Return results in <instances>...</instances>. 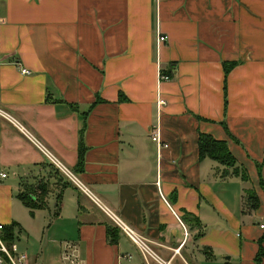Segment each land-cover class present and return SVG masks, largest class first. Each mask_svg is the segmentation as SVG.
Wrapping results in <instances>:
<instances>
[{
    "label": "crops",
    "instance_id": "1",
    "mask_svg": "<svg viewBox=\"0 0 264 264\" xmlns=\"http://www.w3.org/2000/svg\"><path fill=\"white\" fill-rule=\"evenodd\" d=\"M2 16L0 111L62 167L0 115V222L30 264H71L67 244L75 264H159L115 220L169 264H264V0H5ZM203 134L246 177L201 158Z\"/></svg>",
    "mask_w": 264,
    "mask_h": 264
},
{
    "label": "built area",
    "instance_id": "2",
    "mask_svg": "<svg viewBox=\"0 0 264 264\" xmlns=\"http://www.w3.org/2000/svg\"><path fill=\"white\" fill-rule=\"evenodd\" d=\"M5 0H0V32L1 27L3 25V16H2V6L4 4ZM166 37H160L159 42L166 41ZM26 75H29V71H24ZM160 80L161 81H169L170 76L160 72ZM161 104H165V102H160ZM0 115L7 118L10 122L13 123L14 126H16L25 136L27 139H29L33 145L40 150L45 156L49 157L50 160L59 168L62 169L61 164H59L56 160V158L52 155V153L44 146V144L38 140L27 128L23 127L18 122H15L12 118L7 116L4 112L0 111ZM151 140L156 145L158 153L162 151L163 149L167 148L168 145L164 144L161 140V136L158 132L157 127H153L151 131ZM64 170V169H63ZM8 177V174L4 171H0V182L3 181ZM116 224L123 230V232L136 244V246L140 249V252L142 253L144 259L147 261V259H152L158 262L159 264H169L164 261H162L157 254L153 251V249L148 245L147 242L144 240L138 238L135 234V232L127 227L125 224H123L119 220H115ZM75 245L67 244L66 249L70 251V255L68 254V251H66L65 259L70 260L71 264H75L76 256H75ZM125 260L128 263L124 264H133L132 263V257L127 256ZM0 264H30L29 258L26 254L20 253L18 249V245L14 240H9L8 238V232H7V226L5 224H2L0 222Z\"/></svg>",
    "mask_w": 264,
    "mask_h": 264
},
{
    "label": "trees",
    "instance_id": "3",
    "mask_svg": "<svg viewBox=\"0 0 264 264\" xmlns=\"http://www.w3.org/2000/svg\"><path fill=\"white\" fill-rule=\"evenodd\" d=\"M226 70L228 71L229 67H227ZM199 149L201 158L209 157L226 168L234 169L235 174L240 175L242 178L246 177V173L240 170V168L237 166V161L233 157L225 141H218L209 135L203 134L199 138ZM82 153L83 148L80 149L81 160ZM32 191L33 189L29 188L27 192L20 193L18 198L26 205V207L31 209V211H34L39 205L35 202L37 196L35 195L36 192ZM43 191L44 192H41L42 196L49 194V192L45 191V189H43ZM33 198H35V200ZM7 232L9 240H13V228L8 227Z\"/></svg>",
    "mask_w": 264,
    "mask_h": 264
},
{
    "label": "rangeland",
    "instance_id": "4",
    "mask_svg": "<svg viewBox=\"0 0 264 264\" xmlns=\"http://www.w3.org/2000/svg\"><path fill=\"white\" fill-rule=\"evenodd\" d=\"M54 175H57L59 178V181L64 182L66 179L63 175H60L58 172H54ZM18 192H13L14 196L17 195ZM16 236H17V230H16ZM16 242L18 243V240L16 239Z\"/></svg>",
    "mask_w": 264,
    "mask_h": 264
},
{
    "label": "water",
    "instance_id": "5",
    "mask_svg": "<svg viewBox=\"0 0 264 264\" xmlns=\"http://www.w3.org/2000/svg\"><path fill=\"white\" fill-rule=\"evenodd\" d=\"M35 200V198H33Z\"/></svg>",
    "mask_w": 264,
    "mask_h": 264
}]
</instances>
